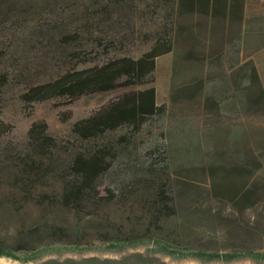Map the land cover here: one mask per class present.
I'll use <instances>...</instances> for the list:
<instances>
[{
  "label": "trees",
  "instance_id": "obj_1",
  "mask_svg": "<svg viewBox=\"0 0 264 264\" xmlns=\"http://www.w3.org/2000/svg\"><path fill=\"white\" fill-rule=\"evenodd\" d=\"M246 6L247 0H0V61L11 53L5 41L17 38L18 33L32 39L24 41L33 52L62 48L63 54L68 52L81 63L88 62L93 53L105 58L84 68L67 67L46 81L28 82L20 95L24 102L60 99L72 103L87 95L117 92L89 115L72 122L74 137L64 148L49 133L47 122L33 121L24 149L14 153L19 164L17 181L28 187L53 176L62 185L59 204L63 208L78 214L88 208L101 212L103 203L116 202L123 215L115 223L107 216L102 218L96 227L97 238L90 243L82 238L80 221L74 228L75 241H68L69 230L56 226L43 232L50 239L45 246L22 240L13 247L0 243V257L36 264H165L159 254L206 263L243 258L264 262V250L251 244L257 237L264 238V231L242 228L238 223L248 209L264 203V127L258 136L236 120L210 128L200 126L201 120L193 116L195 127L188 128L190 116H183L177 125L169 124L175 113L166 104L157 103L155 86L156 59L175 53L187 37L193 39V30L183 20L199 17L213 25L236 26L240 39L242 34L245 38L256 35L258 40L264 37V17L246 18ZM256 23L261 25L255 27ZM128 39L147 48L138 56L110 55L123 50ZM21 47L18 44L13 49ZM186 55L194 61V68H199L197 60L206 61L192 50ZM175 59L172 80L177 72ZM9 77V72L0 70V89ZM225 80L230 95L225 101L216 100L222 97L217 95L206 98V113H218L222 103L232 104L236 110L235 99L244 98L246 101H239L247 106L243 112L264 115V89L253 61L231 66ZM205 84L202 76L185 88L176 89L172 84L170 97L174 103L180 102L179 97L194 104ZM1 110L0 96V115ZM70 113L66 120L72 119ZM157 120L164 125L168 121V125L161 142L149 152L151 162L131 166L132 190H122L117 197L101 184L102 178L113 169L119 154L132 153L137 134ZM120 129L128 134L115 143L107 138L108 133ZM9 131L10 126L0 121V138ZM171 168L176 169V178ZM183 171L203 176L196 184L181 177ZM217 202L225 205L227 212L214 209ZM223 229L228 238L224 244L220 237ZM231 241L239 246L229 245ZM139 247L145 252L126 253ZM92 249L123 255L118 259L38 262L47 253Z\"/></svg>",
  "mask_w": 264,
  "mask_h": 264
},
{
  "label": "rangeland",
  "instance_id": "obj_2",
  "mask_svg": "<svg viewBox=\"0 0 264 264\" xmlns=\"http://www.w3.org/2000/svg\"><path fill=\"white\" fill-rule=\"evenodd\" d=\"M247 17L263 18L264 0H247ZM30 23H33V20ZM183 23L193 30V39L189 40L187 37L186 42L179 45L175 53L172 52L156 59L155 86L157 89V103L159 105L166 104L168 109L175 113L169 124L177 125L183 116H190V122L186 125L188 128L195 127L193 116L201 120L200 126L210 128L215 124L219 125L223 122L236 120L242 122L244 129L258 133L255 135L260 136L259 129L264 127V115L261 112L249 114L243 112V109L247 106L242 105L239 101H246L244 98L235 99L238 106L236 110L232 109V104L222 103V110L215 114L206 113L203 104L206 98L209 96L215 98L216 95L222 96L221 99L215 98L216 100L225 101V97L230 95L226 92L227 83L229 82L225 80L228 77L229 68L249 60L255 63L260 76V83L264 89V37L258 40L256 35L254 38H245L242 34V39H240L238 27L230 28L223 24L213 25L199 17H190L183 20ZM260 25L261 23H256L255 27ZM30 37L35 38L34 36ZM24 38L29 39V36L18 33L17 38L10 41L6 40L5 42L10 46L11 53L3 58V61H0V70H6L10 74L6 86H2L0 89V96L2 97L0 121L10 126V131L0 138V243L7 247H13L22 240L23 242H31L33 245L43 244L45 246L50 242V239L49 235L43 232L56 226H63L69 230L68 241H75L77 235L74 228L80 221L84 232L82 238L90 243L97 236L96 227L102 218L104 219L107 216L111 222L115 223L123 217L121 211L118 210L117 203H103L100 206L101 212L88 208L86 213L80 214L63 208L59 204L62 185L57 178L48 176L28 187L17 181L19 164L14 153L24 149L28 139V129L31 123L36 120L47 122L49 133L57 138L59 144L64 148L66 142L74 137L71 132L72 122L89 115L114 97L117 92L87 95L72 103L60 99L30 104L24 102L20 95L25 91L28 82L46 81L56 72H60L67 67L84 68L105 60L104 56L93 53L88 55V62L81 63L82 61L73 58L68 52L63 54L62 48L50 53H45L44 49L33 52V48L26 46ZM18 44H21L22 47L14 51L13 46L17 47ZM23 47L25 48L23 49ZM145 48L147 46L133 43L131 39H128L125 41L123 50L113 51L110 55L138 56ZM189 50L197 53L199 57L206 58L204 63L197 60L200 64L199 68H194V61L189 60V56L186 55ZM176 54L177 59H175ZM174 59L177 62V72L174 80H172ZM198 76H202L206 84L196 102L186 104L181 98L177 97L176 99L180 102L174 103L170 97L171 85L173 84L176 89L185 88ZM228 101L232 102L231 100ZM68 112H71V120H66ZM166 124L168 125V121ZM166 124L164 125L162 121L157 120L154 126L144 127L143 131L137 134L134 139L135 144L132 145V153L119 154L113 169L102 178L101 184L112 190L117 197L122 190L125 192L132 190L129 189L132 178L131 166L135 164L140 166L143 163L151 162L152 155L149 152L157 143L161 142L162 132L167 128ZM124 134H128L127 130L120 129L108 133L107 138L112 139L115 143ZM159 166L163 167L161 163ZM199 168H201V165ZM170 171L173 178H176V169L175 172L173 168ZM180 176L198 184V180L202 178L203 174H190L183 171ZM201 185L206 186L204 183H201ZM128 197L131 198V194ZM213 208L227 212L226 206L218 202L213 204ZM228 212L230 211L228 210ZM238 223L242 225V228L254 227L257 231H264V203L248 209L244 217L239 216ZM222 232L223 235L220 233V237L223 239L222 244H224L228 242V238H226L225 229ZM243 235L246 236V233L244 232ZM251 244L254 249L264 250V238L257 237ZM229 245L239 246V244L232 241ZM129 252H145V248L139 247L126 251V253ZM122 255L121 253L100 249L87 250L81 253L65 251L62 254L47 253L38 262L50 259L63 261L84 257L118 259ZM158 256L165 264H264V262L254 261L250 258H243L229 263L220 261L206 263L195 259H173L162 254ZM0 264H36V262L24 263L8 257H0Z\"/></svg>",
  "mask_w": 264,
  "mask_h": 264
}]
</instances>
